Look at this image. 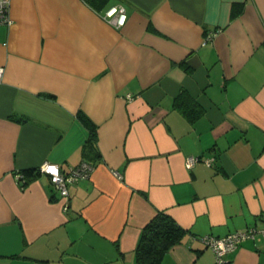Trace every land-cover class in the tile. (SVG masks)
<instances>
[{"label":"crops","instance_id":"0c3cea01","mask_svg":"<svg viewBox=\"0 0 264 264\" xmlns=\"http://www.w3.org/2000/svg\"><path fill=\"white\" fill-rule=\"evenodd\" d=\"M114 6L123 25L105 15ZM8 17L0 264H134L157 212L188 231L161 264H216L201 236L264 226V0H109L101 12L10 0ZM187 156L201 160L187 168ZM81 160L95 168L68 184L67 202L46 174L15 180ZM225 257L264 264V236Z\"/></svg>","mask_w":264,"mask_h":264},{"label":"built area","instance_id":"2783aa9c","mask_svg":"<svg viewBox=\"0 0 264 264\" xmlns=\"http://www.w3.org/2000/svg\"><path fill=\"white\" fill-rule=\"evenodd\" d=\"M9 3L10 0H0V23L10 21L8 17ZM105 15L118 26L123 25L126 19L124 8L121 6L109 8L105 12ZM3 71V67L0 66V80L3 76ZM199 160H201L199 156H187L185 158V166L190 168ZM211 160V158L203 159L207 165L211 164ZM37 170L40 174H46L49 177V180L55 186L60 196L67 202L69 194L68 184L88 178L94 170V165L89 161L81 160L76 165L62 169L58 164L45 161L37 167ZM15 180L19 183L24 182V176L21 171L16 172ZM63 208H67L66 203H64ZM257 234L264 236V226H249L243 230L229 232L222 236L205 234L200 237V240L213 251L216 264H230L225 257L226 254L232 252L243 240L247 238L253 239Z\"/></svg>","mask_w":264,"mask_h":264},{"label":"trees","instance_id":"16d2710c","mask_svg":"<svg viewBox=\"0 0 264 264\" xmlns=\"http://www.w3.org/2000/svg\"><path fill=\"white\" fill-rule=\"evenodd\" d=\"M94 10L101 12L108 7L109 0H85ZM189 95L185 90H180L175 97L174 105L181 106L187 101ZM194 114L200 115L203 110L194 102ZM193 116V117H195ZM83 119V118H82ZM83 121L91 126L87 118ZM92 130V126L90 128ZM93 136V131L89 139ZM94 138V137H93ZM91 163V162H90ZM93 164V163H92ZM94 165V164H93ZM95 168V165H94ZM23 176H37L40 173L35 168H26L22 171ZM21 183V186H23ZM187 230L181 227L170 215L157 212L141 229L137 244L134 249V264H161V261L169 249L178 243H182L187 236Z\"/></svg>","mask_w":264,"mask_h":264}]
</instances>
